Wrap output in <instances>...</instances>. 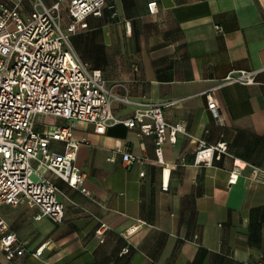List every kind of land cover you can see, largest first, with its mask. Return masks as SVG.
<instances>
[{
	"label": "crops",
	"instance_id": "1",
	"mask_svg": "<svg viewBox=\"0 0 264 264\" xmlns=\"http://www.w3.org/2000/svg\"><path fill=\"white\" fill-rule=\"evenodd\" d=\"M31 2L22 1L23 17ZM86 22L70 43L81 63L101 72L115 118L164 104L165 120L187 134L164 145L160 164L153 136L123 123H78L75 165L89 194L57 180L59 223L36 220L38 211L25 206L0 207L24 250L8 260L0 249V264H264V182L251 179L253 166L264 170V70L254 85L212 91L231 71L264 67V0H105L101 16ZM198 141L225 142L228 155L196 165ZM124 152L138 161L127 167Z\"/></svg>",
	"mask_w": 264,
	"mask_h": 264
},
{
	"label": "built area",
	"instance_id": "2",
	"mask_svg": "<svg viewBox=\"0 0 264 264\" xmlns=\"http://www.w3.org/2000/svg\"><path fill=\"white\" fill-rule=\"evenodd\" d=\"M22 1L0 0V207L25 206L38 211L36 220L48 217L59 223L64 219V205L58 197L57 180L89 194L85 174L75 165L78 123L103 127L123 123L137 128L142 135L154 137L160 164L164 163V145L174 144L179 133H187L183 124L165 120L164 104L137 110L126 121L116 119L101 72L75 55L71 35L88 27V16H101L105 0H54L51 5L32 0L26 17L21 14ZM64 10L69 17L66 25ZM148 11L156 13L157 2L148 3ZM216 29L223 32L221 27ZM262 70L231 71L212 91L233 84L254 85ZM206 96L208 109L218 118L216 99L211 91ZM122 101L128 102L126 98ZM45 117L63 119L66 124H45ZM55 143L62 144V152ZM222 154L228 155L225 142L208 146L198 141L195 164L211 165L214 156ZM122 161L129 167L138 159L124 152ZM240 168L234 164L229 184L237 182ZM251 179L264 182V170L253 166ZM0 249L8 260L24 254L17 235L8 230L1 215ZM35 254L40 255L41 249Z\"/></svg>",
	"mask_w": 264,
	"mask_h": 264
}]
</instances>
